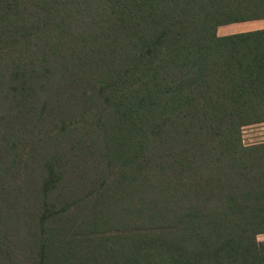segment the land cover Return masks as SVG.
I'll use <instances>...</instances> for the list:
<instances>
[{
	"label": "trees",
	"instance_id": "1",
	"mask_svg": "<svg viewBox=\"0 0 264 264\" xmlns=\"http://www.w3.org/2000/svg\"><path fill=\"white\" fill-rule=\"evenodd\" d=\"M264 0H0V264H264Z\"/></svg>",
	"mask_w": 264,
	"mask_h": 264
},
{
	"label": "rangeland",
	"instance_id": "2",
	"mask_svg": "<svg viewBox=\"0 0 264 264\" xmlns=\"http://www.w3.org/2000/svg\"><path fill=\"white\" fill-rule=\"evenodd\" d=\"M261 28H264V23L252 24V25H239V26L222 28L219 30L218 33L219 35L223 36V35H229L233 33L261 29ZM243 141H244V144L247 146L263 144L264 143V125L261 124V125L246 127L243 130Z\"/></svg>",
	"mask_w": 264,
	"mask_h": 264
},
{
	"label": "crops",
	"instance_id": "3",
	"mask_svg": "<svg viewBox=\"0 0 264 264\" xmlns=\"http://www.w3.org/2000/svg\"><path fill=\"white\" fill-rule=\"evenodd\" d=\"M264 125V124H263ZM257 241L259 243H263L264 244V234H260L257 236Z\"/></svg>",
	"mask_w": 264,
	"mask_h": 264
}]
</instances>
